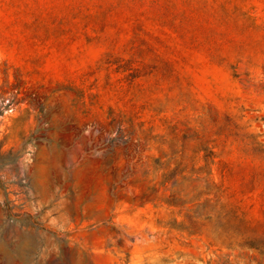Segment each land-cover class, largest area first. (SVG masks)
Instances as JSON below:
<instances>
[{
	"label": "rangeland",
	"instance_id": "rangeland-1",
	"mask_svg": "<svg viewBox=\"0 0 264 264\" xmlns=\"http://www.w3.org/2000/svg\"><path fill=\"white\" fill-rule=\"evenodd\" d=\"M0 264H264V0H0Z\"/></svg>",
	"mask_w": 264,
	"mask_h": 264
}]
</instances>
